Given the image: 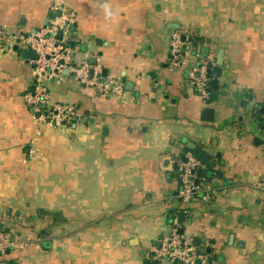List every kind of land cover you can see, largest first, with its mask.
<instances>
[{
    "label": "crops",
    "instance_id": "1",
    "mask_svg": "<svg viewBox=\"0 0 264 264\" xmlns=\"http://www.w3.org/2000/svg\"><path fill=\"white\" fill-rule=\"evenodd\" d=\"M52 1L0 0V31L40 29L56 14ZM65 1L76 15L73 56L98 63L126 96L81 86L66 70L48 77V101L73 103L79 117L63 130L42 123L34 136L36 111L23 97L33 56L0 40V232L16 241L0 264H164L149 246L174 215L201 251L196 264H264L255 184L264 181V0ZM174 31L191 47L169 70ZM220 48L221 76L203 99L191 64L212 69ZM186 151L200 160L208 199L178 196Z\"/></svg>",
    "mask_w": 264,
    "mask_h": 264
},
{
    "label": "built area",
    "instance_id": "2",
    "mask_svg": "<svg viewBox=\"0 0 264 264\" xmlns=\"http://www.w3.org/2000/svg\"><path fill=\"white\" fill-rule=\"evenodd\" d=\"M51 9L56 13L47 23L34 32L0 31V40L8 43H20L24 48H30L34 55L29 59L31 65V87L24 94L26 104L34 107V120L37 124L34 136L39 135L40 124L45 123L56 129H67L74 118L79 117L73 103L48 101L45 79L51 76L61 77L63 72L70 71L79 85L94 88L101 93H113L118 98L125 99L126 91L114 77L103 75L98 63L91 64L84 58L75 59L70 46L71 25L76 15L65 0H53ZM60 32V36L57 34ZM185 45L190 48V41L185 42L181 33L172 32L168 43V69L179 67L184 59ZM210 59V58H208ZM201 60V59H200ZM198 60V61H200ZM208 61V60H206ZM211 62V61H209ZM205 61L191 64L192 84L195 91L204 99L210 76ZM264 107V102H263ZM264 116V114H263ZM200 160L190 151H186L182 160H178L180 172V188L178 196L182 202L196 198L208 199L209 193L203 190V185L197 182L196 169ZM256 186L264 189V181H257ZM169 232L158 237L149 249L154 257L164 264H196L195 248L191 241L184 237L178 227L176 215L172 216ZM16 245V241L0 232V253L6 248Z\"/></svg>",
    "mask_w": 264,
    "mask_h": 264
},
{
    "label": "water",
    "instance_id": "3",
    "mask_svg": "<svg viewBox=\"0 0 264 264\" xmlns=\"http://www.w3.org/2000/svg\"><path fill=\"white\" fill-rule=\"evenodd\" d=\"M56 13H58V12H56ZM170 27L173 28V29H175V28H178L179 27V24H177V23H171L170 24ZM57 35L60 36V32ZM203 52L204 53H207V49L204 48L203 49ZM22 53H27L25 55L31 56V57L34 55V51L32 49H30V48L22 49ZM222 55H223V50L220 48L218 50V52H217L216 57H215L214 66L212 67V69H210L211 68V62H208L207 63V67H208L207 71L213 77V79L210 81V83L208 85V89H210V88L216 89V87L218 85V78L221 76V69H222V65H223ZM225 66H227V65L225 64ZM207 110L210 111L211 109L205 108L204 111H207ZM260 110L263 112L264 111V107L262 106ZM260 121L263 122L264 119H261ZM187 145L192 147L193 146V143L188 142ZM179 218H181V215H179ZM134 240H135V243H136V239H134ZM195 253H196V255H200L201 251L199 249H197L195 251ZM195 262L196 263H200V260L199 259H196Z\"/></svg>",
    "mask_w": 264,
    "mask_h": 264
},
{
    "label": "trees",
    "instance_id": "4",
    "mask_svg": "<svg viewBox=\"0 0 264 264\" xmlns=\"http://www.w3.org/2000/svg\"><path fill=\"white\" fill-rule=\"evenodd\" d=\"M201 40H202V37H201L200 35H198V34L192 35V40H191V41L193 42V45H194V46H198V44H199V42H200ZM197 152H199L198 149H193V153L197 154ZM201 173H202V172H201ZM201 173H200V171H199V168H197V169H196V175H197V177L200 176V178H201ZM196 181L199 182V181H198V178L196 179ZM179 185H180V181H179ZM172 214L174 215V214H176V213H173V212H172ZM5 251H6V250H4L3 252H1L0 255H1L2 253H5Z\"/></svg>",
    "mask_w": 264,
    "mask_h": 264
}]
</instances>
